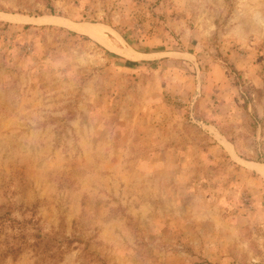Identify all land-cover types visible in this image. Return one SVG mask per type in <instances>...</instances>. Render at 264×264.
<instances>
[{"label": "rangeland", "instance_id": "obj_1", "mask_svg": "<svg viewBox=\"0 0 264 264\" xmlns=\"http://www.w3.org/2000/svg\"><path fill=\"white\" fill-rule=\"evenodd\" d=\"M0 218V264H264V0H0Z\"/></svg>", "mask_w": 264, "mask_h": 264}, {"label": "bare ground", "instance_id": "obj_2", "mask_svg": "<svg viewBox=\"0 0 264 264\" xmlns=\"http://www.w3.org/2000/svg\"><path fill=\"white\" fill-rule=\"evenodd\" d=\"M93 30V29H92ZM82 33H85V34H90L91 32L89 31V30H87V29H85V30H80ZM96 32V31H95ZM98 32V31H97ZM96 32V33H97Z\"/></svg>", "mask_w": 264, "mask_h": 264}, {"label": "trees", "instance_id": "obj_3", "mask_svg": "<svg viewBox=\"0 0 264 264\" xmlns=\"http://www.w3.org/2000/svg\"><path fill=\"white\" fill-rule=\"evenodd\" d=\"M0 220H1V218H0Z\"/></svg>", "mask_w": 264, "mask_h": 264}]
</instances>
